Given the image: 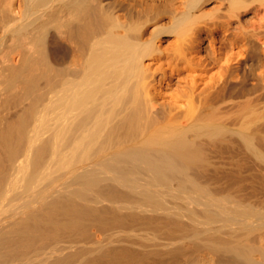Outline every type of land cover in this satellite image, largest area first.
Listing matches in <instances>:
<instances>
[{
	"label": "bare ground",
	"instance_id": "1",
	"mask_svg": "<svg viewBox=\"0 0 264 264\" xmlns=\"http://www.w3.org/2000/svg\"><path fill=\"white\" fill-rule=\"evenodd\" d=\"M0 264H264V0H0Z\"/></svg>",
	"mask_w": 264,
	"mask_h": 264
}]
</instances>
